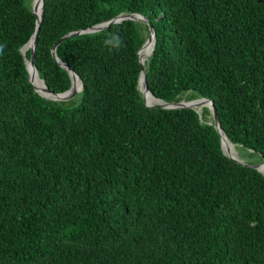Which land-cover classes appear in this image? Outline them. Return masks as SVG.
<instances>
[{
  "label": "trees",
  "instance_id": "1",
  "mask_svg": "<svg viewBox=\"0 0 264 264\" xmlns=\"http://www.w3.org/2000/svg\"><path fill=\"white\" fill-rule=\"evenodd\" d=\"M33 2L0 0V264H264V175L224 154L208 108L142 103L149 27L64 41L84 88L49 102L21 52ZM122 13L156 31L152 94L212 100L241 159L264 162V0H44L35 66L52 93L72 86L55 44Z\"/></svg>",
  "mask_w": 264,
  "mask_h": 264
},
{
  "label": "water",
  "instance_id": "2",
  "mask_svg": "<svg viewBox=\"0 0 264 264\" xmlns=\"http://www.w3.org/2000/svg\"><path fill=\"white\" fill-rule=\"evenodd\" d=\"M35 1V0H34ZM43 10H44V0H42V12H41V15L38 16L35 11H34V2H33V6H32V13L34 15L37 16V27H36V31L34 32V34L32 35L31 39L28 41V43L26 45H24V47L21 49V52L24 56V59H25V65H26V69L28 71V76H29V81L31 82L34 90L36 91L37 94H39L43 99H45L46 101H49V102H54V103H61V102H66V101H69L71 99H73L74 97H76L84 88V83L80 77L79 74H77L74 70H72L66 63H64L58 56L57 52H56V49L59 45H61L64 41L70 39V38H73V37H76V36H80V35H83V34H90V33H96V32H100V31H103L105 30L106 28L110 27V25H113V24H119V23H122L123 21H126V20H132V21H137V22H140V23H143L145 25H147L149 27V31H150V35L148 37V39L146 40V42L152 37L153 38V50H152V53L149 57V60L148 62L143 65L142 64V61H141V50L143 49L144 45L142 46V48L139 50L138 54H139V61H140V64L142 66V70H141V73H140V77H139V90L140 92L142 93V103L146 106V107H149V108H153V107H157V108H162V109H168V110H181V109H186V108H189V109H193L195 111H197L198 113L201 114V111L204 109V108H208L211 113H212V117H213V124L215 126V128L217 129L219 135H220V138H221V148L224 152L225 155H227L229 158H231L232 160L236 161L237 163L239 164H242L244 166L246 165H250L252 168L256 169L257 171H259L260 173H263L262 171V166L264 164V162L260 163V164H248L246 163L243 159H241V157L237 154H232L230 153L231 151L229 152H226V144L227 143H230L227 135L225 134L224 130L222 129L221 127V122H220V119H219V116H218V113H217V109L214 105V102L212 100H209V99H205V98H199V99H196V100H191V101H181V102H177V103H169V102H165L161 99H158L156 98L152 92L150 91L149 87H148V79H147V75H146V70H147V67L149 65V63L152 61L154 55H155V52H156V48H157V34H156V31L154 29V27L150 24V21L148 20V18L142 14H135V13H122L120 15H118L117 17L109 20V21H106V22H103L101 24H98V25H95L91 28H88V29H85V30H78V31H74V32H71L67 35H65L64 37H62L54 46L53 50H52V54H53V57L55 58V60L64 68L66 69L70 76H71V80H72V86L71 88L64 92V93H61V94H54L52 93L48 87L46 86L44 80H42L39 76V73H38V70L35 66V52H36V46H37V39H38V31H39V28H40V24L42 22V19H43ZM25 49H27L25 51ZM36 74V78H32V75L33 74ZM41 80L43 81V83L45 84L46 86V90H47V93L48 95H44L42 94L35 86L34 84V80ZM78 80L79 81V85H77V87H75V81ZM151 96L152 98H154L157 103L154 104V105H148L145 103V98L146 96ZM50 96H54L55 98H52ZM199 100H205V103L201 106V107H197L198 104H196V102H198ZM201 109V111H199Z\"/></svg>",
  "mask_w": 264,
  "mask_h": 264
},
{
  "label": "bare ground",
  "instance_id": "3",
  "mask_svg": "<svg viewBox=\"0 0 264 264\" xmlns=\"http://www.w3.org/2000/svg\"><path fill=\"white\" fill-rule=\"evenodd\" d=\"M34 11L35 13L40 16L41 15V12H42V0H35L34 1ZM27 49H25L26 51ZM151 50H153V38L151 37L144 45L143 49L141 50V53H140V57H141V61H142V64L145 65L146 61L148 60V58L150 57L151 55ZM151 52V53H150ZM32 78H36V74L34 73L32 75ZM34 84L36 86V88L44 95H48L47 93V90H46V86L45 84L43 83V81L37 79V80H34ZM77 85H79V81L76 80L75 81V87H77ZM52 98H55L54 96H50ZM146 100V104L148 105H154L157 103V101L152 98L151 96H146L145 98ZM205 103V100H199L198 102H196V104H198V108L201 107L203 104ZM201 111V109L199 110ZM202 112V111H201ZM226 152H229L231 151L230 153L232 154H236L237 155V152L238 150H236L235 146L231 143H227L226 144ZM262 171L264 173V164L262 166Z\"/></svg>",
  "mask_w": 264,
  "mask_h": 264
},
{
  "label": "clouds",
  "instance_id": "4",
  "mask_svg": "<svg viewBox=\"0 0 264 264\" xmlns=\"http://www.w3.org/2000/svg\"><path fill=\"white\" fill-rule=\"evenodd\" d=\"M106 45L111 46L112 48H119L122 44V41L118 35H113L110 38L104 41ZM3 51V46H0V53Z\"/></svg>",
  "mask_w": 264,
  "mask_h": 264
},
{
  "label": "rangeland",
  "instance_id": "5",
  "mask_svg": "<svg viewBox=\"0 0 264 264\" xmlns=\"http://www.w3.org/2000/svg\"><path fill=\"white\" fill-rule=\"evenodd\" d=\"M237 152V151H236ZM238 154V153H237ZM239 155V154H238ZM252 163L255 161L257 162V158H252V159H249Z\"/></svg>",
  "mask_w": 264,
  "mask_h": 264
}]
</instances>
